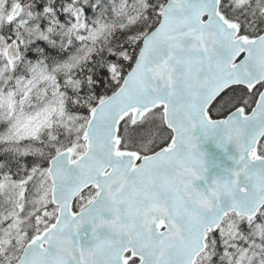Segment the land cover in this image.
Returning a JSON list of instances; mask_svg holds the SVG:
<instances>
[{
	"label": "snow or ice",
	"instance_id": "1",
	"mask_svg": "<svg viewBox=\"0 0 264 264\" xmlns=\"http://www.w3.org/2000/svg\"><path fill=\"white\" fill-rule=\"evenodd\" d=\"M0 264H264V0H0Z\"/></svg>",
	"mask_w": 264,
	"mask_h": 264
},
{
	"label": "water",
	"instance_id": "2",
	"mask_svg": "<svg viewBox=\"0 0 264 264\" xmlns=\"http://www.w3.org/2000/svg\"><path fill=\"white\" fill-rule=\"evenodd\" d=\"M194 135L198 137L199 150L205 153V162L208 166L209 173L217 170L214 167L216 164H221L223 166L229 165V161L227 160L225 153L217 148L211 140H204L199 130H197Z\"/></svg>",
	"mask_w": 264,
	"mask_h": 264
}]
</instances>
